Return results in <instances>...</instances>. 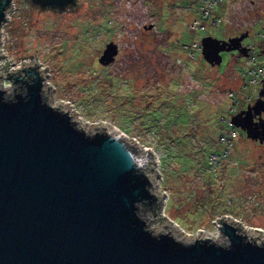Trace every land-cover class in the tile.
<instances>
[{
  "label": "rangeland",
  "instance_id": "obj_1",
  "mask_svg": "<svg viewBox=\"0 0 264 264\" xmlns=\"http://www.w3.org/2000/svg\"><path fill=\"white\" fill-rule=\"evenodd\" d=\"M200 6L199 0H77L55 10L12 0L1 27V88L10 92L7 72L39 62L53 105L75 113L81 126L110 128L138 141L139 155L148 151L155 171V191L169 201L167 211L147 212L153 229L223 241L217 225L224 219L264 239V143L236 127L229 152L203 161L204 153L220 150L217 120L233 104L229 93L241 100L251 91H240L247 56L222 52V63L211 66L181 45ZM213 14L222 20L195 35L200 43L205 36L228 39L242 32L248 33L243 46L260 40L264 0H224ZM109 42L118 54L102 64Z\"/></svg>",
  "mask_w": 264,
  "mask_h": 264
},
{
  "label": "water",
  "instance_id": "obj_2",
  "mask_svg": "<svg viewBox=\"0 0 264 264\" xmlns=\"http://www.w3.org/2000/svg\"><path fill=\"white\" fill-rule=\"evenodd\" d=\"M31 1L59 10L77 2ZM11 4L0 0V38ZM247 36H205L201 55L211 66L222 63V52L247 56ZM117 54L109 42L99 62ZM5 77L12 85L0 88V264H264V239L224 219L223 241L153 229L147 212L164 198L148 151L140 156L113 129L81 126L75 113L53 105L39 62ZM231 122L264 143V79L255 102Z\"/></svg>",
  "mask_w": 264,
  "mask_h": 264
},
{
  "label": "built area",
  "instance_id": "obj_3",
  "mask_svg": "<svg viewBox=\"0 0 264 264\" xmlns=\"http://www.w3.org/2000/svg\"><path fill=\"white\" fill-rule=\"evenodd\" d=\"M201 1V6L198 8L196 17L193 19V21L190 24V29L199 33L204 32L207 30L209 26L216 27L219 25V23L222 20V16H215L213 14V11L215 10L216 6L224 0H199ZM8 17V13H7ZM258 36H260V40L258 42L245 45L247 48V58H249V62L247 65V69L244 74H242V86L240 91H244L245 89L250 90L251 93H247L246 97L239 99V96L236 92L231 91L229 93L230 97L233 100V104L229 107L227 115H225L224 121L227 124L226 133H224L221 136V143L224 145L223 153L227 154L229 152V148L232 146V138H234L237 134L236 127L231 122V117L235 115L236 111L240 109L242 105H250L252 104L253 97L256 95L258 97V94L260 90L263 87V79H264V62L260 63L257 61L258 57V47L263 43L264 48V18L263 22L261 21V25H259V30L257 32ZM186 51L190 54L191 57H194L196 54H201V43L200 41H193L189 45H185ZM188 54V55H189ZM31 66V65H30ZM16 72L18 70H15ZM0 72H3L0 71ZM8 85H12L11 83ZM9 86V87H10ZM45 86V85H44ZM2 87V84H0V88ZM259 88V90L257 89ZM11 89V88H10ZM245 106V107H247ZM246 109V108H244ZM135 146L138 145V141L133 143ZM219 161L222 156L215 155L213 156ZM214 160V159H213ZM166 199L164 201V205L162 207L163 212H165V203Z\"/></svg>",
  "mask_w": 264,
  "mask_h": 264
},
{
  "label": "trees",
  "instance_id": "obj_4",
  "mask_svg": "<svg viewBox=\"0 0 264 264\" xmlns=\"http://www.w3.org/2000/svg\"><path fill=\"white\" fill-rule=\"evenodd\" d=\"M187 3H188V1H187ZM190 28V27H189ZM209 28V27H208ZM207 28V29H208ZM191 32H192V34H191V32L189 33V35H190V38L189 39H182L180 42H181V45L182 46H185V45H189L191 42H193V41H197V38L195 37V35L196 34H198L197 32H195V31H193V30H191V29H189ZM207 31V30H206ZM200 33V32H199ZM198 55L199 54H196L193 58L194 59H196V58H198ZM191 61V60H190ZM190 61H187V65H189V62ZM196 112H198V110L196 111ZM195 117H197L198 115H194ZM193 116V118H195ZM198 117H200V116H198ZM197 117V118H198ZM186 118H187V116H186ZM185 118V119H186ZM200 119H201V117H200ZM224 119H225V114H221L220 113V116H219V118H218V124L222 127V129L220 130V132H219V138H221V136L224 134V132L226 131V129H227V124H226V122L224 121ZM187 121H189L188 120V118H187ZM186 121V122H187ZM198 121H200V120H198ZM162 133V135H163V137H164V139H163V141H164V143H169L170 141V138L168 137V136H166L164 133L165 132H161ZM173 138V137H172ZM180 138V136L178 137V139ZM219 142H220V150L219 149H215L214 150V155H213V153H211V154H206V153H204V156H203V161L207 164V161H211V156H215V155H218V156H222V153H223V144L221 143V140L219 139ZM136 147V146H135ZM165 147H167V146H165ZM138 152H140V148L139 147H136L135 148ZM210 155V156H209ZM170 175V177H171V172H169V174H168V176ZM169 201H167L166 203H165V210L167 211V209H168V207H169ZM163 205H164V202H162L161 201V203L160 204H156V205H154V207L151 209V210H148V211H151V212H155V213H157V212H159V211H161L162 210V207H163Z\"/></svg>",
  "mask_w": 264,
  "mask_h": 264
},
{
  "label": "flooded vegetation",
  "instance_id": "obj_5",
  "mask_svg": "<svg viewBox=\"0 0 264 264\" xmlns=\"http://www.w3.org/2000/svg\"><path fill=\"white\" fill-rule=\"evenodd\" d=\"M36 6H38V5H36ZM39 7V6H38ZM47 8H51V7H47ZM53 9H55V10H58L57 8H53ZM243 33H245V32H242V34ZM241 35V34H240ZM244 41V40H243ZM242 44H243V42H242Z\"/></svg>",
  "mask_w": 264,
  "mask_h": 264
},
{
  "label": "clouds",
  "instance_id": "obj_6",
  "mask_svg": "<svg viewBox=\"0 0 264 264\" xmlns=\"http://www.w3.org/2000/svg\"><path fill=\"white\" fill-rule=\"evenodd\" d=\"M257 98H258V97H257ZM257 98H256V99H257ZM252 104H253V103H252ZM242 110H243V109H242Z\"/></svg>",
  "mask_w": 264,
  "mask_h": 264
}]
</instances>
